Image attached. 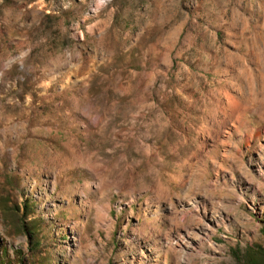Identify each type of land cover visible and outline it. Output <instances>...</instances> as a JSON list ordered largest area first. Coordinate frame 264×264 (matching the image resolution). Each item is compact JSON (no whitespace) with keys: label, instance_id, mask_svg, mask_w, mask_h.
I'll use <instances>...</instances> for the list:
<instances>
[{"label":"rangeland","instance_id":"1","mask_svg":"<svg viewBox=\"0 0 264 264\" xmlns=\"http://www.w3.org/2000/svg\"><path fill=\"white\" fill-rule=\"evenodd\" d=\"M264 250V0H0L4 264H244Z\"/></svg>","mask_w":264,"mask_h":264},{"label":"trees","instance_id":"2","mask_svg":"<svg viewBox=\"0 0 264 264\" xmlns=\"http://www.w3.org/2000/svg\"><path fill=\"white\" fill-rule=\"evenodd\" d=\"M247 253L244 264H264V250L262 248L252 247ZM3 257L4 256L0 253V264H4Z\"/></svg>","mask_w":264,"mask_h":264}]
</instances>
